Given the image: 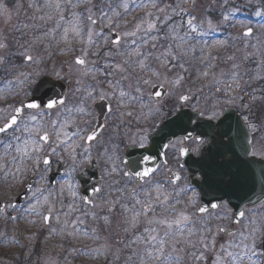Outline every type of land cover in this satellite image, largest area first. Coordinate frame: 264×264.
I'll use <instances>...</instances> for the list:
<instances>
[{
	"label": "rangeland",
	"instance_id": "rangeland-1",
	"mask_svg": "<svg viewBox=\"0 0 264 264\" xmlns=\"http://www.w3.org/2000/svg\"><path fill=\"white\" fill-rule=\"evenodd\" d=\"M24 5L23 11L20 6ZM250 6V12L242 11ZM193 17L194 32L187 24ZM150 23L155 28L149 29ZM72 24L77 25L79 35L71 31ZM249 27L253 33L247 37L242 32ZM65 28L69 29L66 37ZM112 31L120 34L119 43H112ZM0 43L7 45L0 49L4 57L0 63V124L29 98L40 76L50 75L68 86L62 105L26 110L16 127L0 136V201L4 203L0 264H141L142 258L145 264H213L225 251L233 253V257H224L225 264H262L261 207L249 211L238 229L225 237L218 231L220 227L229 230L223 220L225 209L216 217L196 216V190L185 183L161 187V172L135 189L132 179L120 176L122 169L117 165V172L114 167L107 170L92 206L82 202L77 179L91 157H106L99 153L104 145L108 148L105 136H119L123 144H144L142 130L151 133L167 116L166 110L175 111V95L180 92L203 102L207 115L218 114L233 100L246 99L249 124L255 126L249 127L253 154L264 158V10L256 0H0ZM11 54L19 60L6 66ZM25 54L39 63L25 61ZM249 55L256 59V66L246 73ZM77 56L85 59L84 66L75 64ZM27 74L30 79L25 78ZM178 76L183 80L175 85ZM144 80L149 83L145 85ZM155 84L168 89L162 102L149 95ZM248 84L256 89H246ZM121 92L126 95L121 97ZM101 96L110 103L111 112L100 138L88 146L84 138L94 123L92 104ZM160 105L159 114L150 113V107ZM45 131L46 144L39 139ZM112 146L116 153L122 147L115 137ZM44 155H48V165L43 164ZM58 162L65 171L51 187L49 167ZM117 177L121 180L115 181ZM31 180L27 198L15 206L17 194ZM189 189L196 194L191 202L194 192ZM129 202L134 207H128ZM121 204L129 209L125 211V205L120 209ZM111 205L114 209L110 211ZM143 205L150 208L143 212ZM135 212L141 215L133 225ZM181 213L190 219L180 229L173 225L169 230L157 223L175 220ZM45 214L50 216L48 223L43 221ZM145 228L156 231L145 232ZM252 228L257 230L256 255L244 247L251 241L245 236ZM149 234L158 239L146 243ZM159 239L165 245L157 260L146 253L159 246ZM197 256L203 258L197 260Z\"/></svg>",
	"mask_w": 264,
	"mask_h": 264
},
{
	"label": "water",
	"instance_id": "water-1",
	"mask_svg": "<svg viewBox=\"0 0 264 264\" xmlns=\"http://www.w3.org/2000/svg\"><path fill=\"white\" fill-rule=\"evenodd\" d=\"M231 1L235 2L236 0ZM259 1L264 5V0ZM245 32L246 30L243 33L245 34ZM110 34L112 43L117 37H119L120 41V34L118 32L112 31ZM41 82L43 83L40 88L37 89L36 85ZM36 85L31 91L30 98L24 102V104L19 106L22 110L27 109L24 105L34 99L41 104L40 108L45 109H48L44 106L48 100L57 101L54 107L60 105L61 100L64 102L67 89L62 82L54 81L50 77H42L38 80ZM156 91L161 92L162 95L156 97L154 95ZM150 95L154 100L161 101L166 98L167 90L160 85H154L150 90ZM94 107L97 109L98 116L93 130L88 135L95 132L96 138L103 127V119L105 114L109 111V107L104 100L95 103ZM180 113L186 114V120L188 118H191V120L195 119L197 122L196 125H192L190 121L183 126H177L176 124L171 123L172 121H175L176 116ZM21 114L22 111L18 114V118ZM189 131H192L194 135L204 132L206 133L204 138H209L211 142L195 159L191 156V153H187L184 156L180 155L181 165H188L189 176L187 178V183L198 189L200 193L199 206L207 207L209 210H214L210 207L211 202H216L213 199V196L220 193L207 194L210 189L209 185L205 184L203 178L207 176L213 187L223 189L225 194L221 195L220 201L225 200L232 209L233 227L237 225L241 219L238 216V213L243 211L244 207L250 208L264 202V160L250 155L252 151L250 146V136L240 117L235 114L234 109L223 110L221 117L218 118L216 122L200 118L197 113L192 114L191 112L178 110L175 114L163 120L160 125L157 126L156 130L149 135L148 146L144 148H136L133 146L127 147L123 158V163L128 169L126 173L135 176L136 172H143L145 169H153L155 171L160 162L164 163V151L166 149L164 145H168L172 140L184 136ZM222 139H226L228 142L225 143V145L222 144V146H220V142L223 141ZM90 141L91 140L86 138L87 143ZM145 156L150 157V159L145 161L143 159ZM60 167L61 165L59 164L56 171L51 169L49 176L51 184L53 183L55 176L60 175L63 172V169ZM96 168L93 160L91 167L85 170L90 177L85 179L83 173L78 176L81 183L80 194L83 201L84 198H87V200L90 201V198L97 193L92 190L93 188H98V182L100 179ZM154 171L150 172L149 175ZM197 173L201 175L200 179L195 178ZM176 174L178 173L173 172L171 174V176H173L172 181L175 179ZM225 177L228 181L226 186L223 182V178ZM144 178L146 177H136V183H141ZM93 180L95 181L90 185ZM31 185L32 182L25 187L15 203H20L24 200ZM3 210L4 203L0 201V212ZM200 214L201 213L197 212V215ZM261 249L264 255V240L261 242Z\"/></svg>",
	"mask_w": 264,
	"mask_h": 264
},
{
	"label": "snow or ice",
	"instance_id": "snow-or-ice-1",
	"mask_svg": "<svg viewBox=\"0 0 264 264\" xmlns=\"http://www.w3.org/2000/svg\"><path fill=\"white\" fill-rule=\"evenodd\" d=\"M55 7H56V8H59V7H60V3L57 2L56 5H55ZM124 7H127V5L125 4ZM257 15H259V13H257ZM61 19H62V17H61ZM194 19H195V17H193L192 19H189V20L187 21V24H188L189 28H191L193 32L196 31V28H195V26H194V24H193V20H194ZM88 20H89L92 24H95V23H96V20H94V19L92 18L91 15L88 16ZM137 27L139 28V25H137ZM148 28H149V29H153V28H155V24L150 23V24L148 25ZM71 31L74 32V33H76L77 35H79V30H78V27H77L76 24H72ZM251 31H252V30H251L250 28L247 29L246 32H245V35H248L249 33H251ZM68 32H69V29H68V28H65V30H64V35H65V37L67 36ZM134 34H135V33H126V35H134ZM92 35H93L92 30L89 29V31H88L89 41H91V39H92ZM113 43H119V37H117V38L113 41ZM6 47H7L6 44H4V43H0V49H5ZM172 58L175 59L176 57L173 56ZM23 59H24L25 61H28V62H35V63H37V64L39 63V60H37L36 58H34V57L31 56V55H27V54H25V55L23 56ZM3 61H4V57H3V56H0V63H2ZM75 64H76V65H80V66H84V65L86 64V61H85V59H83V58L77 56V57L75 58ZM141 67H142V68L144 67V64H143L142 61H141ZM180 67L182 68L183 65H180ZM25 78H26V79H30V78H31V74H27ZM182 80H183V77H182V76H178V77L173 81V83H174L175 85H180L181 82H182ZM42 83H43V82H41L40 84H37V85H36L37 89L40 88V86H41ZM143 83H144L145 85H147V84L149 83V81H148V80H144ZM136 91H137V92H140L141 89H140L139 87H137ZM89 95H91V94H89ZM120 95H121V97H123V96L126 95V93L121 92ZM154 95H155L156 97H160L162 94H161V92L156 91V92L154 93ZM104 98H105L104 96H101V97H100V99H104ZM191 99H193V97H191V96H190L189 94H187V93L180 92V93H177V94L175 95V100H176V102H177L178 105H186ZM56 103H57V101H55V100H48L47 103H46L44 106H45L46 108H48V109H51V108L54 107V105H55ZM60 103L62 104V103H63V100H61ZM24 107L27 108V109H39V108L41 107V104L38 103V102L34 99V100L29 101L27 104H25ZM162 107H163V105H160V106H158V107H154V108L150 107V108H149V111H150V113L159 114L160 111H161V108H162ZM83 110H84L83 108L80 109L81 112H82ZM21 111H22V109H21L20 107H16V108L13 110V114L10 116V118H8V120H7L3 125H0V132H5V131H6L8 128H10L12 125H15V124L17 123V121H18V114L21 113ZM177 111H178V109H177ZM193 111H195V112H196L198 115H200V116H203V115H204V112H203L202 110H200L198 107H194V108H193ZM185 116H186V114H184V113H180L179 115L176 116L175 121H172L171 123H174V124H176L177 126H183L184 124H186V123H188V122L190 121L193 125H196L197 122H196L195 120H191V118H188V119L186 120V119H185ZM214 116H215V111H213L212 114L209 115V116L207 117V119H208V120H212V119L214 118ZM28 118H29L30 120H35V119H36L35 116H29ZM245 119L247 120V117H246ZM53 123H55V122H53ZM248 126H249L250 128H255V126L252 125V124H249ZM142 135H143V138L146 140V139H147V133H146V130H142ZM205 135H206V133H204V132H201L200 134H196V135H194L192 131L187 132V133L183 136L182 140L180 141L181 147L179 148V154H180L181 156H184V155H186L187 153H189L190 151H192V149L183 146V145H184V142H187V141H192L193 143H195V144L198 146V147L195 149V151H196L197 153H199V152H200V146H203V145H205L206 143H208V141H207L206 139H204V136H205ZM94 138H95V132H93L92 134H90V135L87 136V139H88V140H92V139H94ZM39 139H40L41 141H48V139H49L48 134L45 132L43 135H41V136L39 137ZM141 146H143V144H141ZM164 147L167 148V147H169V145L166 144V145H164ZM36 151L39 152V151H40V148L37 147V148H36ZM53 151H55V150H53ZM143 159H144L145 161H147V160L150 159V157L145 156ZM43 162H44V164H48V163H49V160H48V158H47L46 156L44 157ZM113 170H115V169H113ZM152 171H154V170H153V169H145V170H143V172H136V173H135V176H136V177H140V178L147 177V176H149V173L152 172ZM125 175H129V173H125ZM179 179H180L179 174H176V175H175V179L173 180V183H175V181H176V180H179ZM203 179H204L205 184H208V185H209V189H210V191H209V193H207V194L220 193V194H217V195H214V196H213V199H214L216 202H211V203H210V207H211V209H220V208L222 207V205L219 203V201H220L221 195H222V194H225V193L223 192V189H221V188H219V187H213V185L210 183L209 178H208L207 176H205ZM223 182H224V184H225V186H226L227 183H228L226 177L223 178ZM92 190H93V192H100V191H101L100 188H93ZM189 190H191V191L194 192L193 197L190 198V202H191V201H194V200H195V195H196V194H195V190H194V189H189ZM72 194L75 195V192H73ZM165 199H167V197H165ZM84 202H85V203H91V201L87 200V198H84ZM137 203H139V201H137ZM147 209H148V205H143V206H142V211H143V212H146ZM127 210H128V209L125 208V211H127ZM196 211L199 212V213H201V214H205V213H208L209 209H208L207 207L198 206V207L196 208ZM140 215H141V212H135V213H134V215H133V220H132L133 225H135V223L138 222V217H139ZM244 215H245V213H244L243 211H241V212L238 213V216H239L240 218H243ZM12 219L15 220L16 218H15V217H12ZM49 219H50V218H49L48 215L43 216V221H44V223H48V222H49ZM104 219H105V222L107 223V217H105ZM189 219H190V217H189L188 215H185V214L181 213L180 216H179V218H177V219H175V220L169 221V220H166V219H160L159 221H157V223H159V224H161V225H166V227H167L169 230L172 229L173 225H176V226H177V229H180L184 224H186V223L189 221ZM152 222H153V221H149V223H152ZM73 223H75V221H74ZM93 231H95V230L93 229ZM125 231H127V229H125ZM155 231H156L155 228H152V229L145 228V232H155ZM218 231H220V232H224V231H226V229L223 228V227H220V228H218ZM52 232H53V233L56 232V229L53 228V229H52ZM256 233H257V230H256L255 228H252V229L249 230L248 235L245 236V239H246V240L249 239V237L251 238L250 243H246V244L244 245V247L247 248V249L249 250V252L251 253V255H256V248H257V234H256ZM168 234H169L168 232H165V235H166V236H167ZM2 235H3V234L0 233V236H2ZM230 235H231V233H230ZM157 239H158V237H157L156 235H151V234H149L148 237H147V241H146V243H151V242H153V241H156ZM260 239H261V240H264V232L261 233ZM205 240H206V237H202V238H201V243H204ZM213 243H214V241H213ZM164 245H165V240H164V239H159V246L156 247V248H153L151 251H148V252L146 253V255H147L148 257H154L155 259L159 260V259L161 258V256L163 255V252H164ZM204 246L207 247V244L204 243ZM221 247H224V246L221 245ZM169 255H171V254H169ZM225 256H227V257H233V253L225 251L222 255H217L216 258H215V260H214V262H213V264H225V261H224V257H225ZM202 258H203L202 256H197V257H196L197 260H200V259H202ZM164 259L167 260V257H164ZM141 264H145V261H144L143 258L141 259Z\"/></svg>",
	"mask_w": 264,
	"mask_h": 264
},
{
	"label": "flooded vegetation",
	"instance_id": "flooded-vegetation-1",
	"mask_svg": "<svg viewBox=\"0 0 264 264\" xmlns=\"http://www.w3.org/2000/svg\"><path fill=\"white\" fill-rule=\"evenodd\" d=\"M24 9H25V8H24ZM251 10H252V6L247 7V8H243V11H245V12H249V11H251ZM10 60H13V57H11ZM13 63H15V62L11 61V62L9 63V65H10V64H13ZM190 96L192 97V95H190ZM195 99H196V98L193 97V99H191L186 105H178L177 109H178V110L181 109V110H183V111H187V112H191L192 114H196V112L193 111V108H194V107H198L200 110H202V111L204 112V115H203V116H200V115H199V117L208 120L207 117H208L209 115L206 114L207 108L205 107V104H204L203 102H201V101H197V100H195ZM235 101H236V102H235ZM18 105H20V104H17L16 107H17ZM227 108H233L234 111H235V114H238V115L240 116V118H241L242 121L246 124L248 130L250 131L248 125H249V122H251V111H250V109H248V107H247V102H246L244 99L233 100V104H231V105H226V106L222 107L221 110L219 111V113H218V114H215L214 118H213L211 121H216V120L221 116L223 110H224V109H227ZM14 109H15V108H14ZM14 109H13V110H14ZM177 109H176L175 111H173V112H170L171 110L168 111V110L165 109V110L167 111V113H168L166 117H168L169 115H171V114H173L174 112H176ZM13 110H12V113H13ZM110 112H111V106H110V110H109L108 114H110ZM12 113H11V115H12ZM108 114H107V115H108ZM11 115H9L8 118H9ZM95 115H96V113H95ZM107 115H106V116H107ZM106 116H105V118H106ZM246 117H247V120L245 119ZM8 118H7V119H8ZM7 119H6V120H7ZM94 120H95V118H94ZM193 120H195V119H193ZM191 124H192V123H191ZM93 125H94V123H93ZM192 125H193V124H192ZM106 126H107V123L105 122V119H104V126H103L102 131L105 130ZM92 127H93V126H92ZM92 127H91V128H92ZM10 130H11V129H9V130H8L7 132H5V133H8ZM90 130H91V129H90ZM102 131L100 132V134L102 133ZM3 134H4V133L0 134V136L3 135ZM100 134H99V135H100ZM149 134H150V133H149ZM149 134H147V139H146L145 143L143 144V146L148 145V135H149ZM99 135H98V136L95 138V140L92 141V142H96V141L100 138ZM105 137H106V139H107V143L109 144V145H108V148L105 149V145H104V148H103L102 150H100L99 153H103V154H105L106 157H102V156H100V154H98L99 158H98V157L96 158V157L93 156V157H91V159H90V163H91L92 159L95 158L94 160H95V162H96V164H97V166H98V172H99V174H100V189H101L102 181L104 180V177H105V175L107 174V170H108V171H111V170L113 169V167H114V169H115L117 165H119V166L121 167V169H122V171L120 170V171H121L120 176H121L122 178L132 179V180H133V185H134L135 189L138 188L140 185H137V184H136V182H135V178H133V176L130 175V174H129V175H125V173L127 172V169H126L125 165L123 164V156H124L125 148H126L128 145H133V146H137V147H143V146H141V144H137L136 142H131V143H127V144H126V143H125V144L120 143V142L123 141V140H122L121 138H119V136H105ZM114 137H115L116 139H118V143L121 144V146H122V147H120V149H119V148L117 149V153H116V148H114V147L112 146V144H113V142H114ZM85 138H86V136H85ZM85 138H84V140H85ZM182 138H183V136H182L181 138H176V139H174L172 142H170V143L168 144L169 147L166 148L165 153H164V154H165V163H163V164H159L158 167H157V169H156V171H155V172H154L149 178L145 179V180L143 181V183L149 181V180L152 178L153 175H155V174L161 172V173H163V174H162L163 179H162L161 182H160L161 187H165L167 184H171L173 187H175V186H177V185H180V184H182V183L187 184V183H186V178H187V176H188V172H189L188 165H187V164H184L183 166L181 165L180 154H179V148L181 147L180 141L182 140ZM251 138H252V136H251ZM204 139H206V140L208 141V143H206V144L203 145V146H200V152H201V150H203L207 145H209V143L211 142V140H210L209 138H204ZM222 140H223V141L220 142V146H222V144L226 142L225 139H222ZM84 142H85V141H84ZM85 144H87L88 146H90V142H89V143H86V142H85ZM183 146L192 149V151L189 152V153H192V157H197V155L200 153V152L197 153V152L195 151V149H196L198 146H197L195 143H193L192 141L184 142V145H183ZM58 163H59V162H58ZM58 163H57V164H58ZM90 163H89V165H90ZM89 165H88V166H89ZM86 167H87V166H86ZM189 167H190V165H189ZM115 171L117 172L118 169H115ZM171 172H177V173H179L180 179L177 180L176 183H173V181H172L173 176H171ZM114 174H115V173H113V175H114ZM87 176H88V175H87ZM197 176H198V175H197ZM198 177L201 178V176H198ZM114 180H115V181H120L121 179L117 177V178H115ZM143 183H142V184H143ZM101 190H102V189H101ZM134 191H135V190L132 189V190L130 191V195H132V194L134 193ZM100 192H101V191H100ZM197 193H198V204H199V202H200V193H199V192H197ZM97 195H98V194H97ZM97 195H96V196H97ZM116 203H117V202H116ZM129 204H130V206H128V207H134V205L132 206V203L129 202ZM198 204H197V207H198ZM220 204L222 205V207H221L220 209H216V210L208 211V213L201 214L200 216L206 217V216H208V215H213V214H214V217H216L215 214H216L218 211H221L222 209H225V211L227 212V218L224 216L223 220H227V222L229 223V230H230V229H232V227H231V221H232V219H231V214H232V213H231V210H230V208L228 207V205H227V203H226L225 201H221ZM122 205H125V206L127 207L126 204L118 205V207L121 209V206H122ZM128 207H127V209H129ZM148 207L150 208V206H148ZM112 209H114V206L111 205V206L109 207V210L111 211ZM251 210H252V209H244V210H243V212L245 213V215H244V217L241 219L240 223L244 221V219L246 218L248 212L251 211ZM200 216H199V217H200ZM215 220H216V218H215ZM237 229H238V228H237ZM229 230H226V231H224V232H220V233H221V235H224L225 237H227V236L230 235Z\"/></svg>",
	"mask_w": 264,
	"mask_h": 264
}]
</instances>
